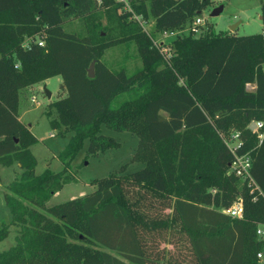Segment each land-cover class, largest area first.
I'll return each instance as SVG.
<instances>
[{
    "label": "trees",
    "instance_id": "obj_1",
    "mask_svg": "<svg viewBox=\"0 0 264 264\" xmlns=\"http://www.w3.org/2000/svg\"><path fill=\"white\" fill-rule=\"evenodd\" d=\"M128 1L131 11L117 0H0V165L21 170L3 194L10 222L1 224L0 242L11 227L19 232L0 264H258L264 128L259 141L249 125L264 114V2L260 33L216 32L207 24L202 35L173 38L166 61L131 14L153 19L154 35L185 29L212 0ZM70 19L84 29L68 31ZM126 42L136 45L141 67L110 69L105 51ZM56 75L65 97L44 114L56 135L71 137L56 156L60 171L36 175L30 147L37 139L18 119L19 98ZM103 128L137 138L128 163L91 180L92 192L47 207L76 182L71 165L85 142L82 164L120 147ZM232 132L240 134L237 154L250 157L261 193L228 173L233 157L223 139ZM132 163L142 167L127 173ZM238 195L244 216L236 220L222 210ZM161 244L178 248V257Z\"/></svg>",
    "mask_w": 264,
    "mask_h": 264
},
{
    "label": "rangeland",
    "instance_id": "obj_2",
    "mask_svg": "<svg viewBox=\"0 0 264 264\" xmlns=\"http://www.w3.org/2000/svg\"><path fill=\"white\" fill-rule=\"evenodd\" d=\"M264 0H212V4L204 9L201 16L207 24H210L216 32H228L236 35H249L261 32V3ZM222 7L218 13L211 15L214 9ZM145 27L154 32L153 19H147ZM101 25H107L105 14L100 20ZM237 24V25H236ZM232 26V27H231ZM66 29L73 32H81L84 27L78 19H70L66 24ZM161 38L159 35H153ZM168 41V39H166ZM103 61L112 69L124 67L127 72H132L141 67V61L137 53L136 45L133 42L121 43L109 47L104 55ZM264 71V64L262 65ZM61 79L52 77L46 83H42L37 88H31L29 92L20 93L19 116L20 119L31 126L30 131L36 137L37 143L31 146L37 165L35 168L36 175L41 174L45 169L49 168L53 172L61 169V164L56 158L58 153L67 144L71 134L64 137L56 135L55 130H51L48 120L44 114L47 105L57 100L62 94L57 92L60 89ZM46 92L50 93L48 99ZM33 100V101H31ZM102 135L108 136L116 140L120 147L99 155L96 158H88L82 164L85 155L87 142L77 157L72 162V169H76V182L65 185L62 190L55 193L47 202L46 206L50 207L71 199L82 197L93 191V187L89 185L93 179L107 177L109 174L116 172L121 165L128 163L131 156L136 150L137 138L128 132L117 133L108 129H102ZM82 164V165H81ZM141 165L132 163L128 165L126 172L131 173L140 168ZM21 170L16 164L9 168L0 165V226L10 222V214L3 200L5 186L19 176ZM19 229L11 227L8 237L0 242V252L8 250L15 244V237L18 235ZM160 248H165L171 252L173 258L178 257V248L170 245L161 244ZM183 254V253H181Z\"/></svg>",
    "mask_w": 264,
    "mask_h": 264
},
{
    "label": "built area",
    "instance_id": "obj_3",
    "mask_svg": "<svg viewBox=\"0 0 264 264\" xmlns=\"http://www.w3.org/2000/svg\"><path fill=\"white\" fill-rule=\"evenodd\" d=\"M118 2L122 3V10L124 11H131V7L128 0H117ZM98 3H100V0H97ZM131 19H134L137 21L142 29L149 35L152 36V44L158 49V51L161 53L164 60L168 61V59L171 57V50L169 46V42L175 38L177 35H181L184 33L191 34L195 37L202 35L207 27L206 22L204 18L201 16V14L195 16L191 23L185 28V29H179V30H162L157 33L161 38H156L153 35H151L150 30H148L145 27V21L142 18L141 15H137L135 13L131 14ZM264 34V32H263ZM168 39V41L166 40ZM38 45H43V41L40 39L35 40ZM24 46H28V42L26 41ZM247 89H253V84H246ZM33 101V100H31ZM254 124V130L253 132L257 133L258 140L260 141L262 138V129L264 128V114L263 118L260 121H254L252 122ZM224 142L229 149L233 159L229 165V174H233L236 178L240 179L242 182L246 183L247 188L249 189L250 193L253 192H260V189L254 182V180L251 177L250 169H251V160L248 155H239L237 154L238 149L241 146V140H240V134L238 132H232L227 137H225ZM222 213L226 216L230 217L231 219H242L244 216V206H243V199L240 195H238L235 200L232 202V204L222 210ZM256 236L259 240L264 241V224L258 225L256 229ZM256 258L258 260V264H264V254L262 252H258L256 254Z\"/></svg>",
    "mask_w": 264,
    "mask_h": 264
},
{
    "label": "crops",
    "instance_id": "obj_4",
    "mask_svg": "<svg viewBox=\"0 0 264 264\" xmlns=\"http://www.w3.org/2000/svg\"><path fill=\"white\" fill-rule=\"evenodd\" d=\"M259 18L261 19V15L259 16ZM237 25V24H236ZM261 30H262V28H263V24L261 23ZM53 77H59L60 79H61V77H60V75H56V76H53ZM50 78H52V77H50ZM50 78H47V79H45V80H43V81H40V82H38V83H35V84H33V85H31V86H29V87H27V88H25V89H23V92H25V90H26V92H29V90L31 89V88H37L38 86L40 87L41 86V84L42 83H46L47 82V80H49ZM58 93L60 94H62V96L61 97H58V99L59 98H63V97H65V93L64 92H62V90H58V92H57V95H58ZM55 101V100H54ZM19 104H20V98H19ZM19 113H20V110L18 109V119L22 122V123H24L25 125H27L25 122H23L21 119H20V116H19ZM28 128H29V130H30V128H31V126H27ZM32 133V132H31ZM31 148V147H30ZM31 151V150H30ZM33 154V153H32ZM139 165H141V164H139ZM142 166H140V168H141ZM139 168V169H140Z\"/></svg>",
    "mask_w": 264,
    "mask_h": 264
},
{
    "label": "water",
    "instance_id": "obj_5",
    "mask_svg": "<svg viewBox=\"0 0 264 264\" xmlns=\"http://www.w3.org/2000/svg\"><path fill=\"white\" fill-rule=\"evenodd\" d=\"M221 8H222V7L220 6V7H218V9H217V8L214 9V11L211 13V15H215L216 13H218V10H220ZM231 27H232V26H231ZM93 65H94V62H92V63L90 64L89 68H88V76H89V77H92V76H93ZM46 95H47V98H48V99L51 97L50 93H48V92H46ZM249 129H250L251 131L254 130V124H253V123H251V124L249 125Z\"/></svg>",
    "mask_w": 264,
    "mask_h": 264
},
{
    "label": "clouds",
    "instance_id": "obj_6",
    "mask_svg": "<svg viewBox=\"0 0 264 264\" xmlns=\"http://www.w3.org/2000/svg\"><path fill=\"white\" fill-rule=\"evenodd\" d=\"M16 67H17V68H19V67H20V65H19V64H17V65H16Z\"/></svg>",
    "mask_w": 264,
    "mask_h": 264
}]
</instances>
